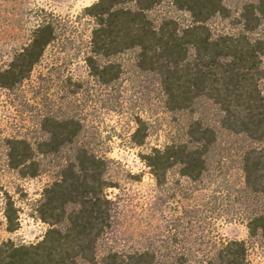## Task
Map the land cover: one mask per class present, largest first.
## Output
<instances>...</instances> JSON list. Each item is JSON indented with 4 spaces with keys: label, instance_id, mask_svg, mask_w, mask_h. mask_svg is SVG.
<instances>
[{
    "label": "trees",
    "instance_id": "obj_1",
    "mask_svg": "<svg viewBox=\"0 0 264 264\" xmlns=\"http://www.w3.org/2000/svg\"><path fill=\"white\" fill-rule=\"evenodd\" d=\"M162 6L167 10L154 17ZM84 13L94 23L85 57L90 75L103 85L116 82L122 67L115 57L135 50L138 69L154 76L165 109L186 119L178 120L175 133L162 145L141 153L158 188L165 189L172 178L203 183L226 143L237 158L242 191L262 199L261 207L248 213L246 227L250 237L259 235L264 242V0H247L237 10L227 0H95ZM216 19L230 27L216 29ZM55 37L52 19L38 21L28 42L0 69V88L21 89ZM134 120L131 141L141 146L146 123L140 116ZM39 126L45 137L34 143L26 137L4 139L9 168L35 177L41 170L39 155L58 154L68 145H75L74 153L36 205L37 216L48 225L45 233L30 243L0 240V264L187 263L185 253L168 245L164 252L110 248L99 254V241L112 227L109 189L116 184L107 176L109 159L80 140L79 119L47 114ZM4 217L6 230L16 231L18 212L11 199ZM201 260L249 264L246 242L223 239Z\"/></svg>",
    "mask_w": 264,
    "mask_h": 264
},
{
    "label": "rangeland",
    "instance_id": "obj_2",
    "mask_svg": "<svg viewBox=\"0 0 264 264\" xmlns=\"http://www.w3.org/2000/svg\"><path fill=\"white\" fill-rule=\"evenodd\" d=\"M94 1L0 0V69L28 42L38 21L47 17L56 26L55 39L21 89L0 88V240L35 242L48 227L37 216L36 205L43 189L72 157L75 145L58 154L39 155L40 173L22 177L7 165L4 139L18 136L36 142L45 137L39 126L41 117L53 114L79 119L83 127L80 140L109 159L107 176L116 184L109 189L112 227L99 241V254L110 248L164 252L168 245L186 254L189 260L185 264H204V254L211 253L221 240L240 239L246 242L249 264H264L263 239L250 237L246 227L248 213L260 208L262 199L242 191V173L226 143L221 145L222 153L214 155L212 170L203 183L172 178L163 190L156 185L141 153L162 145L175 133L178 120L186 119H177L165 109L154 76L138 69L135 50L115 57L122 67L116 82L103 85L90 75L85 57L94 23L84 9ZM245 1L227 0L233 10ZM166 10L162 6L153 15L159 17ZM178 15L180 20L187 19L185 14ZM213 26L230 27L220 19ZM261 88L264 93V79ZM137 116L147 127L141 146L131 141ZM8 199L18 212L19 227L14 232L6 230L4 206ZM174 235L178 243L172 241Z\"/></svg>",
    "mask_w": 264,
    "mask_h": 264
}]
</instances>
